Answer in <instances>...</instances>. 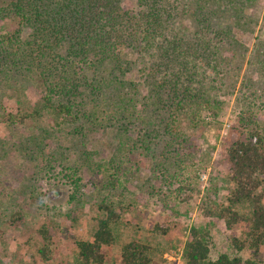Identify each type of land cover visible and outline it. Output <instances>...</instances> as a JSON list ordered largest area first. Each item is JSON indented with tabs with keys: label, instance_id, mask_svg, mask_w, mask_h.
Instances as JSON below:
<instances>
[{
	"label": "trees",
	"instance_id": "1",
	"mask_svg": "<svg viewBox=\"0 0 264 264\" xmlns=\"http://www.w3.org/2000/svg\"><path fill=\"white\" fill-rule=\"evenodd\" d=\"M127 1L13 0L0 5V21L13 20L17 25L0 32V84L36 78L42 85L44 106L54 113L50 129L74 118L91 122L94 132L114 131L117 146L108 162L95 166L90 162L92 152L86 159L90 169L109 173L111 187L129 171L127 166H119L116 156L121 158V152L127 156L128 146L137 148V143L146 145L153 158L167 157V165L158 164L155 170L167 178L182 177L183 185L190 179L185 172L194 169L189 164L199 147L197 139L181 129V123L190 117L197 128L202 122V105L217 106L212 90L206 91L205 79L211 77V69L219 79L213 72L209 84L216 90L229 86L224 78L240 71L231 59L239 60L232 48L239 43L237 34L247 30L245 11L256 0H136L134 8L127 7ZM27 28L31 29L28 35ZM258 44L249 69L260 73L264 46L257 48ZM133 65L141 73L137 80L133 79ZM249 72L242 81L244 108L227 147L234 185L228 204L218 201L216 187L208 190L201 204L202 215L221 219L232 229L247 219L236 206L242 201L251 203L246 239L233 238L237 251L246 246L257 251L264 245V124L255 113L264 101L259 100ZM28 117L20 109L5 110L0 122L12 128L23 125ZM82 129L76 128L75 133ZM6 143L9 138L0 139V148ZM174 164L180 167L179 172L170 170ZM193 176L198 178L196 172ZM98 208L103 215L92 238L77 241L78 264H107L103 248L116 240L113 224L119 220V212L105 200ZM14 216L19 218L16 213ZM156 228L168 229L160 224ZM149 250V244L131 240L123 246L119 264H150ZM211 250L209 226L193 225L182 252L184 264H260L257 259L228 252L211 258ZM39 253L42 259H49L50 246L45 243Z\"/></svg>",
	"mask_w": 264,
	"mask_h": 264
},
{
	"label": "rangeland",
	"instance_id": "2",
	"mask_svg": "<svg viewBox=\"0 0 264 264\" xmlns=\"http://www.w3.org/2000/svg\"><path fill=\"white\" fill-rule=\"evenodd\" d=\"M11 1L0 0V5ZM136 6V0L127 1V7ZM245 13L247 30L237 34L239 43L232 48L239 60L231 58L240 71L224 78L229 86L216 90L209 84L214 72L211 69V77L207 75L205 79L206 91L208 94L212 90V101H217V106L202 105V122L197 128L190 117L181 123V129L197 139L199 147L189 164L194 171L185 172L190 179L183 185L182 177L167 178L155 170L158 164L167 165V157L153 158L146 145L137 143V148L133 144L128 146L127 156L119 154L123 160L116 156L119 166H127L129 171L121 175L117 186L111 187L107 181L109 173L90 169V162L94 161L97 167L108 162L117 146L114 131L94 132L91 122L74 118L50 129L54 113L44 106L42 85L36 78L32 82L16 78L11 83L0 84V118L5 110L20 109L29 115L23 125L12 128L3 120L0 122V139L9 138V144L0 148V264H78L77 241L92 238L103 215L98 208L103 200L112 202L120 214L113 224L116 240L103 248L107 264H119L122 248L131 240L150 245V264H177V258H183V246L195 224L210 228L211 258L228 252L264 264V245L257 251L249 246L237 251L233 245L234 236L242 241L246 239L247 222L252 214L250 202L242 201L236 206L247 219L232 229L223 220L201 213V204L210 188L216 187L218 201L228 204L234 186L229 176L227 147L238 114L244 108L246 89L242 81L248 71L258 89L259 100L264 101V68L260 73L249 69L256 44L259 42L257 48L264 46V0H256ZM16 26L13 20H2L0 32ZM30 32L29 28L25 30L27 35ZM242 49L246 50L243 55ZM133 68V79L137 80L141 73H137V65ZM214 77L219 80L215 72ZM255 113L264 124V106L257 107ZM55 120L63 122L57 116ZM81 126L83 129L75 133ZM88 152L93 153L90 162L86 160ZM170 170L179 172L180 167L174 164ZM195 172L198 178H194ZM157 224L168 227L167 231L157 229ZM45 243L51 248L47 260L39 253Z\"/></svg>",
	"mask_w": 264,
	"mask_h": 264
},
{
	"label": "crops",
	"instance_id": "3",
	"mask_svg": "<svg viewBox=\"0 0 264 264\" xmlns=\"http://www.w3.org/2000/svg\"><path fill=\"white\" fill-rule=\"evenodd\" d=\"M172 259V258H171ZM180 263H183V260H182V258L180 259V258H177V264H180Z\"/></svg>",
	"mask_w": 264,
	"mask_h": 264
},
{
	"label": "built area",
	"instance_id": "4",
	"mask_svg": "<svg viewBox=\"0 0 264 264\" xmlns=\"http://www.w3.org/2000/svg\"><path fill=\"white\" fill-rule=\"evenodd\" d=\"M185 246V245H184ZM184 246H183V249H184ZM183 249H182V252H183ZM181 255H182V253H181ZM181 259V258H180Z\"/></svg>",
	"mask_w": 264,
	"mask_h": 264
}]
</instances>
